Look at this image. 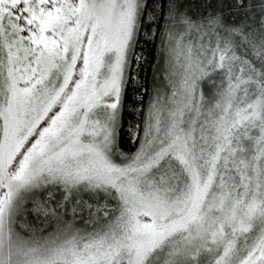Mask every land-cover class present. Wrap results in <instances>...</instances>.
I'll list each match as a JSON object with an SVG mask.
<instances>
[{
    "label": "snow or ice",
    "instance_id": "6c2138e0",
    "mask_svg": "<svg viewBox=\"0 0 264 264\" xmlns=\"http://www.w3.org/2000/svg\"><path fill=\"white\" fill-rule=\"evenodd\" d=\"M0 264H264V0H0Z\"/></svg>",
    "mask_w": 264,
    "mask_h": 264
}]
</instances>
